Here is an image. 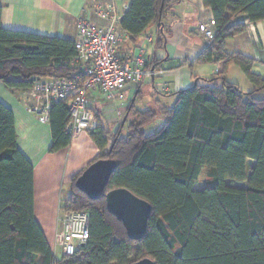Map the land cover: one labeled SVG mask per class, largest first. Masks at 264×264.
<instances>
[{"label":"trees","instance_id":"16d2710c","mask_svg":"<svg viewBox=\"0 0 264 264\" xmlns=\"http://www.w3.org/2000/svg\"><path fill=\"white\" fill-rule=\"evenodd\" d=\"M201 1L212 13L214 36L193 62L221 63L209 85L173 93L169 107L139 110L131 102L129 118L112 134L99 123L88 130L100 151L94 161L118 164L104 193L126 188L152 207L140 240L128 238L104 195L91 200L76 188L81 172L62 208L88 213L89 239L73 255L57 258L33 216V165L17 148L11 109L0 102V264H130L147 256L156 264H264V100L253 96L264 79L251 72V59L224 49L226 39L245 29L231 24L232 17L263 21L264 0ZM169 4L130 0L119 26L133 40L155 27L160 48ZM75 53L72 40L4 28L0 6V81L6 87L28 88L32 77H71L67 62ZM233 64L252 91L227 80ZM159 115L162 126L146 134L144 127ZM69 120L63 102L51 104L50 152L70 144Z\"/></svg>","mask_w":264,"mask_h":264},{"label":"crops","instance_id":"0c3cea01","mask_svg":"<svg viewBox=\"0 0 264 264\" xmlns=\"http://www.w3.org/2000/svg\"><path fill=\"white\" fill-rule=\"evenodd\" d=\"M130 0H0L2 25L6 29L24 31L44 36H58L74 41L77 21L85 17L94 24L107 25L108 18L101 17L98 9L115 5L121 14ZM120 19V18H119ZM213 25L212 13L201 0H170L163 20L165 40L156 47L155 27L137 37L130 36L117 47L122 63H129L139 48L146 50L149 69L155 74L144 77L139 83L123 85L111 99L93 90L89 94L94 125L99 123L112 134L126 117L133 102L139 110L169 107L175 101L173 93L194 86L209 85L221 68V63L193 62L205 47L198 25ZM243 23L245 29L225 41L228 54H240L252 60L251 72L264 79V20L251 23L246 15L232 17L231 24ZM116 28L122 30L119 21ZM214 28V25H213ZM148 37L152 38L149 42ZM234 75L239 76L236 79ZM51 78V77H47ZM226 78L241 91L250 92L254 86L235 64L229 66ZM220 84V80H216ZM254 97L264 100V88ZM0 102L9 107L14 116L17 135L16 145L33 165V216L56 255L59 248L56 238L60 231L59 219L63 214V202L70 195L72 178L81 173L100 152L88 135L82 132L66 147L50 152L51 129L49 123H41L30 113L26 99L18 90L10 89L0 81ZM110 136V135H109ZM61 255V252H60Z\"/></svg>","mask_w":264,"mask_h":264},{"label":"built area","instance_id":"2783aa9c","mask_svg":"<svg viewBox=\"0 0 264 264\" xmlns=\"http://www.w3.org/2000/svg\"><path fill=\"white\" fill-rule=\"evenodd\" d=\"M98 14L108 18L109 23L101 26L85 17L78 18L74 40L76 53L67 62L74 69L71 77H32L28 88L18 90L20 97L26 99L29 112L41 123L49 122L52 103L63 102L70 117L66 130L71 138L94 125L89 99L91 91L97 90L111 99L123 85L139 83L156 71L147 68L148 60L143 48L138 49L129 63L120 61L117 47L129 38V34L116 28L120 15L115 5L99 8ZM198 32L207 44L214 36L213 25L201 22ZM147 40L151 42L152 38ZM59 226L56 245L62 255H73L87 243L89 215L86 211H64Z\"/></svg>","mask_w":264,"mask_h":264},{"label":"water","instance_id":"95a60500","mask_svg":"<svg viewBox=\"0 0 264 264\" xmlns=\"http://www.w3.org/2000/svg\"><path fill=\"white\" fill-rule=\"evenodd\" d=\"M117 165V162L111 158L98 159L82 171L75 181V186L91 200L104 195L107 210L122 223L128 238L137 241L146 233L152 207L149 202L126 188H116L104 193ZM130 264H156V262L147 256Z\"/></svg>","mask_w":264,"mask_h":264},{"label":"rangeland","instance_id":"374dc122","mask_svg":"<svg viewBox=\"0 0 264 264\" xmlns=\"http://www.w3.org/2000/svg\"><path fill=\"white\" fill-rule=\"evenodd\" d=\"M234 77L236 79H239V76H237V75H234ZM127 116H128V118L130 116V114L128 112H127L126 117L124 118V120L127 118ZM124 120L121 118L119 122L124 121ZM163 122H164V117L162 115H159L150 125L144 127V132L146 134L153 133L154 131H156L157 129H159L162 126ZM251 163H252L251 161H248V163H247L248 169L251 166ZM237 185L245 186L246 183L245 182L244 183H237ZM59 256H60V250L59 251L57 250L56 251V257L58 258Z\"/></svg>","mask_w":264,"mask_h":264}]
</instances>
